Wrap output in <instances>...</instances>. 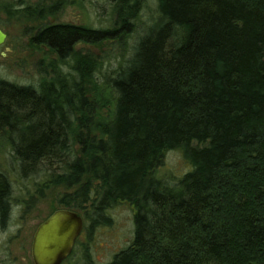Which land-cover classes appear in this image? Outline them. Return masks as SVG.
Returning <instances> with one entry per match:
<instances>
[{
  "label": "trees",
  "instance_id": "obj_1",
  "mask_svg": "<svg viewBox=\"0 0 264 264\" xmlns=\"http://www.w3.org/2000/svg\"><path fill=\"white\" fill-rule=\"evenodd\" d=\"M108 1V27L28 32L55 56L38 85L0 78V134L19 178L36 180L40 166L37 180L64 188L58 208L78 212L87 233L116 203L133 206L131 242L106 264H264V0H156L157 20L102 70L103 57L76 46L123 43L143 0ZM13 2L0 11L59 9ZM173 149L191 169L171 184L154 172ZM12 191L0 173L2 229Z\"/></svg>",
  "mask_w": 264,
  "mask_h": 264
},
{
  "label": "rangeland",
  "instance_id": "obj_2",
  "mask_svg": "<svg viewBox=\"0 0 264 264\" xmlns=\"http://www.w3.org/2000/svg\"><path fill=\"white\" fill-rule=\"evenodd\" d=\"M26 5H54L56 13L43 19L11 17L0 11V29L6 40L0 47V78L19 85H38L49 70V62L55 56L44 46L33 47L29 34L36 26L48 23H72L93 28L108 27L112 23V7L108 0H23ZM8 5L13 0H3ZM16 8V7H15ZM18 8V7H17ZM158 18L156 0H143L135 19V30L123 43L95 44L79 43L76 48L82 53L103 57L102 70L118 67L129 55L131 46L148 24ZM63 69V68H62ZM66 71V68L63 69ZM85 134V132H83ZM90 136L94 133L89 132ZM36 180H21L20 166L13 157L6 137L0 134V173L8 176L12 187L10 220L5 228L0 227V264H33L31 256L32 238L36 228L49 215L58 210L57 195L64 191L61 186L45 189L43 171ZM190 165L183 159L180 149L163 153L160 166L155 169L157 178L175 183L189 171ZM42 194L41 196H39ZM135 209L126 202H118L107 210L109 224L94 226L90 233L83 231L77 239L71 255L62 264H106L120 250L126 248L133 237Z\"/></svg>",
  "mask_w": 264,
  "mask_h": 264
},
{
  "label": "water",
  "instance_id": "obj_3",
  "mask_svg": "<svg viewBox=\"0 0 264 264\" xmlns=\"http://www.w3.org/2000/svg\"><path fill=\"white\" fill-rule=\"evenodd\" d=\"M6 34L0 29V47ZM83 230L82 216L70 209H58L36 228L31 244L33 264H62L72 253Z\"/></svg>",
  "mask_w": 264,
  "mask_h": 264
},
{
  "label": "flooded vegetation",
  "instance_id": "obj_4",
  "mask_svg": "<svg viewBox=\"0 0 264 264\" xmlns=\"http://www.w3.org/2000/svg\"><path fill=\"white\" fill-rule=\"evenodd\" d=\"M81 234H82V233H81ZM81 234H80V236H81ZM80 236H79V237H80ZM79 237H78V238H79Z\"/></svg>",
  "mask_w": 264,
  "mask_h": 264
}]
</instances>
